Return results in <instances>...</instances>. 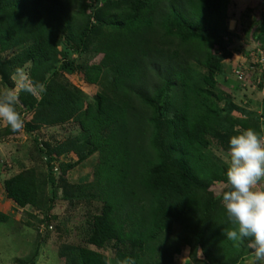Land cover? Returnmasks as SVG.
Instances as JSON below:
<instances>
[{
	"label": "trees",
	"instance_id": "16d2710c",
	"mask_svg": "<svg viewBox=\"0 0 264 264\" xmlns=\"http://www.w3.org/2000/svg\"><path fill=\"white\" fill-rule=\"evenodd\" d=\"M232 4L233 0H0V51L24 47L0 64L4 86L17 69L31 63L29 81L46 90L39 99L21 91L17 101L32 115L46 113L50 126L75 122L81 128L79 137L61 147L51 150L40 144L49 181L35 168L9 177L0 172L3 194L15 209L31 207L43 214L40 234L28 240L37 245L29 264H36L34 258L48 244L44 241L53 229L57 196L55 191L48 196L45 187L50 183L60 188L53 170L67 150L77 159L62 166L63 174L95 154L99 158L93 183L79 190L64 183V199L72 206L92 201L101 206L92 218L88 215L86 246H61L59 257L66 264H109L101 251L108 248L120 264H148L147 257H164L157 244L166 241L164 236L175 226L181 229L179 239L191 247L187 264H249V242L224 235L235 227L222 204V194L229 189L227 168L211 150L216 145L227 153L237 126L253 129L261 138L264 134L259 119L221 91L216 80L231 56L228 44L234 32L228 24L238 15L231 12ZM262 21L254 32L257 42L264 36V14ZM63 44L75 55L102 56L99 64L86 68L85 76L98 84L111 70V94L100 92L95 101L85 103L72 88L48 76L57 64L71 74L80 71L76 59L60 61L62 54L66 56L60 49ZM258 59L259 67L264 54ZM241 74L240 81H245L242 69ZM217 183H225L219 195L211 189ZM9 220L11 216L0 210V223Z\"/></svg>",
	"mask_w": 264,
	"mask_h": 264
},
{
	"label": "rangeland",
	"instance_id": "374dc122",
	"mask_svg": "<svg viewBox=\"0 0 264 264\" xmlns=\"http://www.w3.org/2000/svg\"><path fill=\"white\" fill-rule=\"evenodd\" d=\"M233 3L230 6V10L231 12H236L238 15L235 16V19L229 21L228 24L229 30L234 32L233 38L228 44L231 56L224 60V74H218L216 80L220 90L229 95V97H232L237 105L241 107L246 105L248 110H251L253 118L259 119L261 128L263 129L264 63L259 65V67L256 63H260L258 56L264 54V36L257 42L254 40V32L263 22L264 0H233ZM23 48L21 46L12 51H0V64L15 54L20 53ZM60 49L66 54V56L62 54L59 57L60 61L65 58L76 59L80 71L71 74L66 70L59 69V64H57L49 72L48 76L50 75V78L72 88L85 103L95 101L97 94L100 92L111 94V82L113 78L111 70L105 72L98 84L90 83L85 76L86 68L99 64L101 55L97 56L91 53L75 55L64 44ZM31 68V63L25 65L19 70V73L12 76L9 83L5 82V86L0 74V92L16 90L19 97L21 91L16 81L20 78L21 74L29 79L28 76ZM241 69L245 73V77L247 76L245 81H240L242 74L238 75V72ZM260 81H262L261 85L258 84ZM34 95L38 99L40 98L41 92L39 89L34 92ZM15 107L23 121V125L19 130L13 131L5 123L1 122L0 172H4L9 177L17 171L35 168L38 174H40L41 179L47 182L49 181L50 170L45 154H41L38 151L41 148L40 144L43 147H45L44 143L47 144L52 147L51 150L55 147H61L62 145H66L68 141L79 137L81 128L75 122L64 126H50V117L46 113L44 115H32V113L25 111V107L18 101ZM234 115L241 116L240 112L237 111H235ZM25 123L33 129L31 131L27 130L24 125ZM211 150L222 159L227 168V153L223 152L216 145H213ZM98 158L99 155L95 154L81 165L63 174L62 166L66 165V163H73L77 159L73 151L67 150L56 160L58 164H55L56 167L53 170V174L57 177L58 183L61 186L64 183H68L78 186L77 190H79V186H88V184L93 183ZM8 164L14 166L13 169L9 170ZM258 187L264 188V179L258 183ZM60 188H54L50 183L45 187V192L48 196H52L54 191L56 192L57 199L54 211L52 212L55 219L52 222L53 229L49 230L48 237L44 241L48 244L43 247L40 256L34 258L36 264H66V259L59 257L61 246H86L87 226L91 222L88 215H91L92 218V215L100 212L101 205L93 201L90 205L82 202L77 206H72L69 201L64 199V193ZM224 188L225 183H217L211 189L214 194L219 195ZM14 206L16 205L3 194V188L0 183V210L8 213L12 219L7 223H0V264H29L28 262L33 256L37 245L35 242L28 243V240L29 238L34 239L36 235L40 234L39 229H41L42 225L39 220H41L40 218L43 217V214L31 207L25 210H17ZM180 231L179 226H175L173 231L164 236L166 241H159L157 245H159L158 248L163 252L164 257L159 258L158 254L152 260L150 257H147L148 264H184L189 256L191 247L188 243L179 239L181 238ZM31 245L34 246L32 249ZM101 251L110 259L109 264H120L112 249L108 248Z\"/></svg>",
	"mask_w": 264,
	"mask_h": 264
},
{
	"label": "clouds",
	"instance_id": "9594fccd",
	"mask_svg": "<svg viewBox=\"0 0 264 264\" xmlns=\"http://www.w3.org/2000/svg\"><path fill=\"white\" fill-rule=\"evenodd\" d=\"M16 83L20 91L28 93H34L37 88L41 93L46 90L44 85H34L22 74ZM17 98L16 90L0 93V124L5 123L13 131L23 125L15 107ZM233 131L226 161L229 189L222 194V204L235 227L224 235L234 242L248 241L252 253L249 264H264V188L258 187L264 179V136L261 138L255 130L239 126ZM8 168L11 170L13 166Z\"/></svg>",
	"mask_w": 264,
	"mask_h": 264
},
{
	"label": "crops",
	"instance_id": "0c3cea01",
	"mask_svg": "<svg viewBox=\"0 0 264 264\" xmlns=\"http://www.w3.org/2000/svg\"><path fill=\"white\" fill-rule=\"evenodd\" d=\"M9 201H11V200H9ZM11 202H13V201H11ZM14 203V202H13ZM15 204V203H14ZM16 205V204H15ZM14 208H16V206H14Z\"/></svg>",
	"mask_w": 264,
	"mask_h": 264
}]
</instances>
